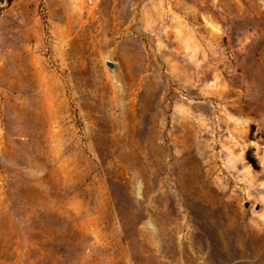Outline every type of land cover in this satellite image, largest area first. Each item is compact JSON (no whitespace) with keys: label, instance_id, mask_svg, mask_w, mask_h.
Returning <instances> with one entry per match:
<instances>
[{"label":"rangeland","instance_id":"1","mask_svg":"<svg viewBox=\"0 0 264 264\" xmlns=\"http://www.w3.org/2000/svg\"><path fill=\"white\" fill-rule=\"evenodd\" d=\"M0 264H264V0H0Z\"/></svg>","mask_w":264,"mask_h":264},{"label":"water","instance_id":"2","mask_svg":"<svg viewBox=\"0 0 264 264\" xmlns=\"http://www.w3.org/2000/svg\"><path fill=\"white\" fill-rule=\"evenodd\" d=\"M108 65L111 66V67H114V63L111 62V61L108 62Z\"/></svg>","mask_w":264,"mask_h":264}]
</instances>
